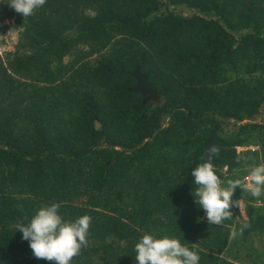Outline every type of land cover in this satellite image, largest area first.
<instances>
[{"label":"trees","instance_id":"16d2710c","mask_svg":"<svg viewBox=\"0 0 264 264\" xmlns=\"http://www.w3.org/2000/svg\"><path fill=\"white\" fill-rule=\"evenodd\" d=\"M8 2L0 20L20 30L0 54V264H53L15 227L51 203L65 220L92 217L71 264H138L145 233L179 239L199 264H263L249 249L245 263L223 255L264 233L260 197L237 188L233 217L208 224L191 172L212 134L221 179L264 159V122L251 120L264 105V0H46L26 18ZM136 69L157 98L134 88Z\"/></svg>","mask_w":264,"mask_h":264},{"label":"clouds","instance_id":"9594fccd","mask_svg":"<svg viewBox=\"0 0 264 264\" xmlns=\"http://www.w3.org/2000/svg\"><path fill=\"white\" fill-rule=\"evenodd\" d=\"M45 3L46 0H9L7 4L26 18ZM209 151L214 157L217 149L214 146ZM211 157L193 168L191 176L195 188L192 194L204 210L208 224L221 225L233 217L231 209L241 205V200H233L238 187L253 197L264 195V164L253 166L243 180H223L217 174ZM240 159L238 156L237 162ZM60 207L59 203L42 205L27 224L20 222L15 227L22 233V239L29 241L35 258L53 264H71L88 245L92 217L82 215L74 221L65 220L59 214ZM134 251L138 264H199L200 261L197 251L167 235L157 238L154 234L145 233L135 244Z\"/></svg>","mask_w":264,"mask_h":264},{"label":"rangeland","instance_id":"374dc122","mask_svg":"<svg viewBox=\"0 0 264 264\" xmlns=\"http://www.w3.org/2000/svg\"><path fill=\"white\" fill-rule=\"evenodd\" d=\"M162 9L170 8L173 9L175 12L184 14V15H191L194 13V10L184 4H176V5H170L166 6L163 4ZM19 27L18 24L15 21V16L13 17H8L4 20H0V54H4L6 51L14 50L18 40H19ZM241 75H244L242 73ZM249 79V76H248ZM249 119H246L248 121ZM252 121L256 122H264V105L261 106L260 110L258 111L257 114H255L252 118ZM240 125V122L238 121H233L228 128L229 129H237ZM240 150H246V149H256L259 148V145L252 144V143H247L242 146H240ZM260 159V158H259ZM260 164H264V159L259 162V164H253V165H247L245 167V170L248 172L246 176L249 174L253 166H257ZM223 180H227L228 177L222 178ZM239 188V187H238ZM261 198V199H260ZM260 198L258 199L256 205L263 206L264 205V195H261ZM240 199H242V196H240ZM243 200V199H242ZM236 233L232 235L231 238H234ZM243 245L241 247L238 246ZM235 245H230L228 246L225 251L223 252V255L225 257H231L232 259L238 260L239 262L245 263V259L249 258L246 254V250L249 249L252 256L255 257L257 256L256 260L258 262H261L264 264V233H258L250 237V239L247 242L243 241H238ZM247 246V247H244ZM239 247V248H238ZM246 248V249H245Z\"/></svg>","mask_w":264,"mask_h":264},{"label":"water","instance_id":"95a60500","mask_svg":"<svg viewBox=\"0 0 264 264\" xmlns=\"http://www.w3.org/2000/svg\"><path fill=\"white\" fill-rule=\"evenodd\" d=\"M134 74L138 78V82H137V84L134 87L135 89H140L145 95H147V93L149 92L151 94V96H149V97H152V98H157L159 96V93L157 92V90H155V89H153L151 87V84L148 82L147 77L145 75H143L139 71V69H136L134 71ZM218 139L219 138L215 134H212L209 137L208 142H207L206 147H205V152L207 154V160L209 159V157H211V153H210L209 150L212 147L216 146V143H217ZM211 158L213 160V157H211Z\"/></svg>","mask_w":264,"mask_h":264},{"label":"flooded vegetation","instance_id":"af4514ba","mask_svg":"<svg viewBox=\"0 0 264 264\" xmlns=\"http://www.w3.org/2000/svg\"><path fill=\"white\" fill-rule=\"evenodd\" d=\"M147 96L149 97V96H151V94L148 92V93H147Z\"/></svg>","mask_w":264,"mask_h":264},{"label":"built area","instance_id":"2783aa9c","mask_svg":"<svg viewBox=\"0 0 264 264\" xmlns=\"http://www.w3.org/2000/svg\"><path fill=\"white\" fill-rule=\"evenodd\" d=\"M241 148L240 146L238 147V149Z\"/></svg>","mask_w":264,"mask_h":264}]
</instances>
